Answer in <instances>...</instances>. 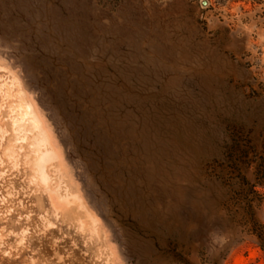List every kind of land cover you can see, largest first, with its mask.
<instances>
[{"label": "rangeland", "instance_id": "374dc122", "mask_svg": "<svg viewBox=\"0 0 264 264\" xmlns=\"http://www.w3.org/2000/svg\"><path fill=\"white\" fill-rule=\"evenodd\" d=\"M245 197L264 225V0H0V264H264Z\"/></svg>", "mask_w": 264, "mask_h": 264}, {"label": "bare ground", "instance_id": "6f19581e", "mask_svg": "<svg viewBox=\"0 0 264 264\" xmlns=\"http://www.w3.org/2000/svg\"><path fill=\"white\" fill-rule=\"evenodd\" d=\"M20 94H21V98H20V100L17 102V103H15V105L13 106V109L15 108V111L13 110V115L16 113V115H14V119L16 120V122L15 123H13L14 124V126H15V128H17V129H15V130H17V131H19V133L20 132H25V133H28L29 134V136L31 137L33 134H36V135H34V136H36V137H34L32 140V146L34 147V148H32V146H30L29 145V147H31V148H28L29 150L31 149V151L33 150V149H35L36 151V153H34V150L32 151L34 154H36V156L34 155V154H32L31 156H33L32 158H31V156H30V158L31 159H36V160H34L33 161V163L31 162L30 164H34V166H35V168H36V170H37V172H38V177H39V179H40V186H41V188H43L44 189V191H49V189H50V186L53 184L54 185V182L53 183H51L52 181H54V180H51V178H54L53 177V175H50V174H52L53 173V168H56L57 166H55L54 164H52V165H54V166H52L53 168H49V169H51L50 171H52V173H48V171H47V169H48V167H46V163H48L47 162V160L46 159H49V158H52V155L49 153V152H46L44 149H46V150H50V148H49V146H47L49 149H47V147H45L46 145H47V136L43 133V132H40L39 131V123H38V120H37V116H36V114L34 113V111L32 110V108H31V105L29 104V102L28 101H26L25 99H24V97H23V95H22V93L20 92ZM11 107H12V105H11ZM10 111H12V109L10 108ZM15 112V113H14ZM10 116V115H9ZM12 125V124H11ZM12 127H13V125H12ZM14 128V127H13ZM32 134V135H31ZM23 136H24V134H22ZM16 138V137H15ZM19 138V137H18ZM9 139V138H8ZM11 139V138H10ZM13 141H14V139H13ZM15 143H17V142H15ZM49 143V142H48ZM14 147H16V146H14ZM6 148H7V146H6ZM16 149V148H15ZM14 150V149H13ZM28 152V151H27ZM30 152V151H29ZM51 152H52V150H51ZM53 154H54V152H52ZM54 157V156H53ZM28 159V158H27ZM32 166V165H31ZM57 171H59V170H57ZM33 173V172H32ZM54 173H57L56 172V170L54 169ZM59 173V172H58ZM37 174V173H36ZM58 175V174H57ZM51 176V177H50ZM54 176L55 177H60L61 175L59 174L58 176H56V174H54ZM35 177V176H34ZM37 177V176H36ZM57 179H60V178H57ZM56 178H55V180H57ZM58 181V180H57ZM56 181V183H58ZM56 183H55V185H56ZM59 186H61V187H63L62 185H60V182H59ZM61 187H59V188H57V189H59L60 190V188ZM56 188V187H55ZM55 188L53 189V192L54 193H56V191H54L55 190ZM52 190V189H51ZM61 190H65V189H61ZM60 190V191H61ZM63 191H61V192H63ZM65 192H66V190H65ZM64 192V193H65ZM53 193V194H54ZM58 193V192H57ZM67 193H69V192H67ZM66 194V193H65ZM51 195V194H50ZM49 195V196H50ZM56 195H58V194H56ZM68 196H69V194H67ZM60 197L61 196H63V198L66 200V197H65V195H59ZM51 199V198H50ZM61 199V198H60ZM63 199V200H64ZM66 201H68V200H66ZM70 202V201H69ZM69 202H67V203H69ZM76 216V215H75ZM64 218V217H63Z\"/></svg>", "mask_w": 264, "mask_h": 264}, {"label": "trees", "instance_id": "16d2710c", "mask_svg": "<svg viewBox=\"0 0 264 264\" xmlns=\"http://www.w3.org/2000/svg\"><path fill=\"white\" fill-rule=\"evenodd\" d=\"M247 157H248V153L246 151H240L239 153H237L236 157L233 155L231 156L232 160H234V164L231 166L233 172H239L240 171V168L238 167L239 165L237 163L235 164V162H239V164H241L242 161H244V159H246ZM236 178L239 179V183L240 184L242 183V186L247 184L245 181V178L244 177L242 178L241 172L237 173ZM250 194L254 195V196L257 194L255 184L250 186L249 195ZM245 201H246V203H245L243 208L244 209H250L252 211L253 226L249 231H251V233L257 237L261 247L264 249V225H260L259 222H257L256 219H254V201H255V198L254 197H251V198L245 197Z\"/></svg>", "mask_w": 264, "mask_h": 264}]
</instances>
